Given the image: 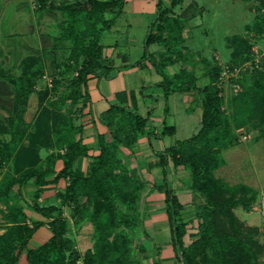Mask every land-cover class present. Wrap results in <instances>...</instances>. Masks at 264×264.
<instances>
[{
  "label": "trees",
  "instance_id": "16d2710c",
  "mask_svg": "<svg viewBox=\"0 0 264 264\" xmlns=\"http://www.w3.org/2000/svg\"><path fill=\"white\" fill-rule=\"evenodd\" d=\"M177 1L172 0V4ZM253 1V20L244 28L257 38L264 36V0ZM34 3L38 11L56 7L63 14V26L56 39L70 41L66 60L76 74L65 83L68 90L65 94L49 98L46 104L39 98L35 115L26 122L24 113L29 94L44 71L43 57L22 58L17 75L5 73L0 67V78H6L14 91L11 113L0 120V264H17L21 253L26 264H74L78 258H82L83 264H138L133 258L131 230L138 224L136 207L142 181L134 168H127L122 162L120 147L133 145L146 125V118L132 110L109 107L103 114L109 134L98 135V155L85 175L74 167V160L87 153L74 116L84 105L81 100L86 80L103 67L99 35L111 23L105 15L119 12L121 0H74L55 7L51 0H34ZM153 27L144 45L157 43L164 47L157 69L170 83L183 68L166 77L159 66L165 59L164 66L184 60L182 22L163 9ZM225 40L229 50L228 67L252 58L251 44L243 34L234 33ZM200 61L207 76L204 85L172 83L169 87L167 83L165 87L166 93L168 89H196L201 95L198 130L156 153L162 165L169 160L174 167L187 168L190 188L203 199L198 206L201 222L197 232L185 243L187 220L181 218L182 204L167 187V181L159 184L164 192L170 241L181 264H264V242L257 238L258 228L244 224L234 212L239 205L250 210L256 198L255 190L242 182L228 184L215 175L224 164L221 152L238 143L237 130L250 127L256 131L255 140H260L264 147V58L257 64L253 62L247 72L243 71L248 73L249 82L244 84L238 79L241 89L227 97L221 93V65L217 61L209 64L203 58ZM54 83L57 93L61 82ZM66 101L71 105L81 104L80 108L76 107L75 112L64 110ZM173 130L172 125H164L159 133L172 134ZM57 160L62 165L56 171ZM50 175L54 176L47 180ZM60 178L67 181L57 192L60 205H39L37 199L45 185ZM29 179L36 186L31 207L49 218L47 225L51 232L36 247H29L28 242L44 222H28L20 204L24 201L22 186ZM62 205L69 207L74 224H91V247L83 254L67 233L68 217L63 215Z\"/></svg>",
  "mask_w": 264,
  "mask_h": 264
},
{
  "label": "crops",
  "instance_id": "0c3cea01",
  "mask_svg": "<svg viewBox=\"0 0 264 264\" xmlns=\"http://www.w3.org/2000/svg\"><path fill=\"white\" fill-rule=\"evenodd\" d=\"M23 1L0 0V14L4 10L6 12L9 11L13 15L14 20L18 19L23 13L22 10H24L25 4ZM10 6L13 9H10ZM163 9L167 10L168 15L178 17L181 20V36L184 43L186 38L192 36L193 19L198 18L202 13V9L196 0H179L175 4H172V0H121L119 12H109L105 15L111 23L99 35V41L103 46V67L97 70L96 73L91 74L86 80L82 88L84 97L81 100L84 105L82 108H80L81 104L76 106L80 108V111L74 116L75 124L80 125L79 136L87 147V153L78 156L74 160V167L84 175L88 172L93 160L99 153L98 135L108 136L109 134L103 114L111 106L135 111L146 118V125L133 145L120 147V155L126 166L135 168L140 177L151 184H160L166 178V181L170 183L171 175L180 171L179 167L174 168L169 160L162 165L156 153L161 152L164 148L175 144L179 140L189 137L176 139L175 135L178 131L186 132L189 129L188 123L192 119L190 112L195 110L192 104H195V106L199 105L198 115L200 117L201 95L196 89L182 91L168 89V93H166L165 87L168 81L164 79L157 67L154 66L159 62L156 59L162 58L164 47L157 43H151L146 47L144 45L147 33L154 31V22L159 11ZM25 11L27 12V18H24L25 27H29L21 31H27L30 34L34 30L36 38L33 40L38 41L41 51L51 47L59 32L52 34L46 30L48 24L57 23L58 31H60L63 19L61 12L54 8H45L38 11L33 9V6H26ZM195 25H198V22ZM38 28H40L41 34H38ZM228 36L226 35L225 38ZM0 49L4 50L2 44H0ZM35 49L37 50V48ZM216 61L221 64L219 59ZM178 62L181 61H174V64L171 63L169 65L175 66ZM179 64L171 75L185 66L183 62ZM194 70L195 72L200 71V75L203 76V79H206L201 85L199 82L196 83V86L204 85L207 82V76L203 74L204 70L201 61L196 63ZM178 102H181L182 106L183 103L185 104V108L182 111L184 121L180 130L175 122L176 112L179 108ZM170 105L172 106L171 109ZM187 108L189 112H187ZM168 120L171 123L167 124ZM197 123L196 126L194 125L191 128V130H194L192 134L199 128V119ZM164 125H172L174 128L173 133L161 135L159 132ZM61 165L62 161L57 160L55 170H59ZM170 170L174 174L169 173ZM53 176H48L47 180H51ZM174 181L179 183L177 179H174ZM66 182L65 179L60 178L56 182L46 184L40 198L37 199V203L42 206L50 204L59 206L60 199L57 192L64 187ZM35 189L36 186L33 180L29 179L21 190L24 201H21L20 204L27 215V221L40 220L44 222L29 239V247H36L42 244L51 235L47 225L49 218H45L31 207V198ZM52 196L57 198L56 203L43 204L44 199ZM149 196L154 197L157 201L151 202V205L145 208L147 211L145 221L149 222V226L154 227V217L162 215L164 217L161 218V223L158 220L156 225H161L164 228L167 222L164 192L160 190L154 191ZM61 209L63 215L68 217L67 233L73 238L75 246L79 250L88 248L91 244V224L89 222L74 224L69 215V207L62 205ZM34 235H37L36 240L33 239ZM164 247L166 246L164 245ZM170 247L172 255L167 256L176 257L171 241ZM163 251L161 250L158 256L159 264H164L166 259V255H162ZM17 264H26L23 253L20 254Z\"/></svg>",
  "mask_w": 264,
  "mask_h": 264
},
{
  "label": "rangeland",
  "instance_id": "374dc122",
  "mask_svg": "<svg viewBox=\"0 0 264 264\" xmlns=\"http://www.w3.org/2000/svg\"><path fill=\"white\" fill-rule=\"evenodd\" d=\"M51 1L53 6L55 7L61 2L70 3L74 0ZM196 1L197 4L201 7L202 13L201 16L193 19L192 21V36L186 38L185 42L182 43L185 46V58L181 62H183V65L185 66L178 76L173 77L172 81L168 83V85L169 87L172 86V83H181V85H194L198 82L201 85V83H204L206 79H203V76L200 75V71L195 72L194 69L196 63L199 62L201 58L205 59L209 64H213L216 60L219 59V62L221 63L220 73L223 74L221 78L223 80V89L221 93L223 94V97H227L230 94H234L241 89L242 84L238 82V79H242L244 81V84L249 82L250 77H248V73H245L250 70L253 62L257 64L259 59L264 58V36H260L257 38L253 37L252 34L250 32H247L244 28L246 24H250L253 20L255 14V1ZM23 3L25 4V6L23 7L24 10H22L24 14L22 13V15L19 16L16 20L13 19V15L9 13V11L6 12L4 10L0 14V44H2V47L4 48V50L2 49L0 53V67L4 70L5 73H12L17 75L19 73L18 64L22 58L29 55H41L43 57V74L36 80L33 91L29 94L27 108L24 113L25 121L29 122L30 120H32L38 109V99L43 98L44 103L46 104L48 100L65 94L68 91L65 89V83L75 76L76 70L70 68V66L68 65V61L66 60L69 54L70 41L56 39L53 41L51 47H48L47 49L41 51V49H39L38 41L33 40L36 38L34 30L30 34H28L27 31H21L22 29L29 27H25L26 22L24 18H27L25 7L33 6V9H36L34 0H24ZM11 8L12 7L10 6V9ZM62 17L64 19L63 14ZM63 19L61 22L62 26ZM197 22L198 25H195ZM46 31H50L52 34L60 32L58 31L57 23L48 24V28ZM233 33L243 34V36H245L249 40L251 44L250 50L252 51V58L241 64L235 65V70L232 71L231 74V72L224 71L227 67V61L229 58V50L226 47L225 37L226 35H231ZM38 34H41L40 28H38ZM35 48H37V50ZM161 59L157 58L156 60L160 61ZM165 61H163V65L159 64V68L166 74V77L170 76L171 73L175 71V68L177 69V65L179 63L181 64V62H178L177 64H175V66H173L167 63L164 66ZM154 66L157 67L158 65L156 64ZM245 70L246 72L243 73V71ZM54 82H61L57 86V93H55L53 89L55 85ZM13 94L14 91L12 84L9 83L6 78H0L1 121L11 113ZM178 105L179 108L176 112L175 122L180 130L181 124L184 121V115L182 111L185 108V104L183 103L182 106L181 102H178ZM186 106L188 105L186 104ZM193 106L195 110H191L190 112L192 119H190L188 123L189 129L186 132H176V139H182L183 137L190 136L194 132V130H191V128L194 125L196 126L198 124L197 122L199 119V105L195 106V104H192V107ZM222 107L224 110H226L225 104H222ZM66 108L70 112H75L74 109L76 108V105H71L69 101H66L63 105V109L65 110ZM171 108L172 106L170 105V109ZM187 112H189L188 108ZM169 123H171L170 120L167 121V124ZM255 134L256 131L251 130L248 126H245L241 130L236 131L238 143L227 149H224L221 152L224 164L222 165V167L218 168L215 171V175L226 181L228 184H236L242 182L255 190L256 198L251 203L250 210L246 211L242 206L239 205L234 208V212L244 224L248 226H256L258 228L257 238L260 242H264V208H262L260 204V199L262 195H264V147H262V143L260 140H255ZM166 138L168 137L166 136ZM127 168L132 169L133 167L127 166ZM178 169L180 171H177V174L172 173L171 170L169 171V173L171 172V174L174 175H171V178L168 177L170 178V183L167 182V187L171 188L173 194L178 196L177 198L182 204L181 218L187 220V229L184 236V241L185 243H188L192 239V236L196 234L197 225L199 222H201V218H198L197 212L199 210L198 206L200 203H202L203 199L197 192L193 191L190 188L189 170L181 166H179ZM136 173L142 181V187L138 191L139 197L136 207V217L138 224L133 230H131L133 258L138 262V264H154L156 261H159L158 256L161 253V250H164L162 252V255H166V259L164 257V264H181L180 260L177 257L167 256L172 255L168 223L166 222V226L164 228H162L161 225H156L158 220L159 223H161V218H163L164 216L162 217V215H159L157 217H154V227L149 226V222L145 221L147 215V211L145 208L151 205V202L157 201L154 197H151L152 195L149 196V194L158 190L162 191L163 187L159 186V184L149 183L148 181L140 177V174L137 171ZM174 179H177L180 184L174 181ZM56 202L57 198L52 196L50 198L44 199L43 204ZM36 238L37 235H34L33 239L36 240ZM164 245L166 247H164ZM90 247L91 244L88 248ZM86 249H78V251L83 254ZM173 251L176 252L174 248ZM73 263L83 264V260L82 258H78Z\"/></svg>",
  "mask_w": 264,
  "mask_h": 264
},
{
  "label": "built area",
  "instance_id": "2783aa9c",
  "mask_svg": "<svg viewBox=\"0 0 264 264\" xmlns=\"http://www.w3.org/2000/svg\"><path fill=\"white\" fill-rule=\"evenodd\" d=\"M234 70H235V67L230 68L227 66L224 71L231 72V74H232V71H234ZM222 76H223V74L220 75V79L222 78ZM260 204H261V207L264 208V195H262V197L260 199Z\"/></svg>",
  "mask_w": 264,
  "mask_h": 264
}]
</instances>
